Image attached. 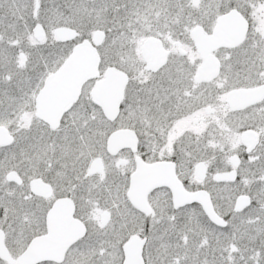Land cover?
<instances>
[{"label":"snow or ice","instance_id":"1","mask_svg":"<svg viewBox=\"0 0 264 264\" xmlns=\"http://www.w3.org/2000/svg\"><path fill=\"white\" fill-rule=\"evenodd\" d=\"M0 264H264V0H0Z\"/></svg>","mask_w":264,"mask_h":264}]
</instances>
